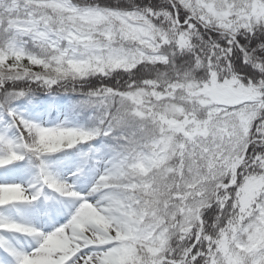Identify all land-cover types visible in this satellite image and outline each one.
Instances as JSON below:
<instances>
[{"label":"snow or ice","instance_id":"snow-or-ice-1","mask_svg":"<svg viewBox=\"0 0 264 264\" xmlns=\"http://www.w3.org/2000/svg\"><path fill=\"white\" fill-rule=\"evenodd\" d=\"M0 171V264H264V0H0Z\"/></svg>","mask_w":264,"mask_h":264},{"label":"rangeland","instance_id":"rangeland-1","mask_svg":"<svg viewBox=\"0 0 264 264\" xmlns=\"http://www.w3.org/2000/svg\"><path fill=\"white\" fill-rule=\"evenodd\" d=\"M90 79H97V78L96 77H92ZM83 82L84 81H81L80 83H76L75 85L73 84V82H70V84L65 86V87H70L71 89L73 87H75V89L77 90L78 88H81L82 86H84ZM56 89L60 90V91L57 94V96H55L54 100H53V98L52 99H47V98H45L43 96L38 97L39 102L43 106H46V105H48L50 103L55 105V107L51 110L50 113L44 114V115H40V114H38V112L35 109H32V110L29 111V115H31L35 119H42L45 122H48L49 120H51L52 122H55L57 120L64 119L65 114L68 112L70 103L73 102V100H72L73 96L67 95L63 91V88H56ZM83 89H85V87H83ZM77 95H78V93H77ZM22 110H23V105H22ZM100 142H101L100 140L96 141L97 144H99ZM63 155L64 154L62 153V154H60L58 156H53L52 159L53 160H58ZM5 178L8 179L9 181L15 180L16 182L26 181L28 179L27 176H18V175L12 174L10 172L7 174V176H5V173L3 171H0V182H3V180ZM79 190L86 191L87 189L85 188V186L83 184H80L79 185ZM65 203L69 204V206H70V202H65ZM10 216L13 219H15V220H17L19 222L31 223V222H28L27 220L25 221L23 219V217L24 218L27 217V213H25L23 215H20V214H17L15 211H12V212H10ZM31 217H33V216H31ZM53 218H55V219H53ZM53 218H52L51 221L40 222L39 224L34 222V224H36L37 226L43 227L45 231H50L55 224L63 223L67 219V216H60V217H58L60 219H57V220H56V217H53ZM21 236H23V235H21ZM23 242L25 243V247H26L27 246V241H25L24 238H23Z\"/></svg>","mask_w":264,"mask_h":264},{"label":"clouds","instance_id":"clouds-1","mask_svg":"<svg viewBox=\"0 0 264 264\" xmlns=\"http://www.w3.org/2000/svg\"><path fill=\"white\" fill-rule=\"evenodd\" d=\"M85 3H90V2H94V0H84ZM128 2H131V0H128ZM110 25L112 23L111 20L107 21ZM192 35L195 37V33H192ZM194 47H199V40L197 39L196 43H193L191 40L189 41V50H191ZM134 63V61H133ZM154 67V66H153ZM161 72L160 69H156V71L153 73V75H158ZM162 79V78H161ZM253 110L251 108H249L247 110V113L249 115H252ZM221 120H223V118H221ZM227 126H230L232 128V133L231 135H233L234 137H236L238 139V141L240 143H244L246 138H247V133L246 132H242L240 123L238 122V118H230L229 121L226 122ZM154 131V129H153ZM227 179V170L223 171V172H219V174L216 177V180H214L211 183L202 185L199 192L203 193V197H202V201L207 204L209 201H211L213 199V197H215L216 192L218 190V186L220 184H223V181ZM259 191H264V188L260 189ZM259 191L256 193L257 195L259 194ZM227 196V193H225V197ZM200 198L198 199H194L193 200V206L197 208V211L199 210V204L202 202ZM177 238V232L176 231H171L168 233L167 239L170 242H174ZM180 242L183 243L185 240L184 236H181L180 238Z\"/></svg>","mask_w":264,"mask_h":264},{"label":"trees","instance_id":"trees-1","mask_svg":"<svg viewBox=\"0 0 264 264\" xmlns=\"http://www.w3.org/2000/svg\"><path fill=\"white\" fill-rule=\"evenodd\" d=\"M98 83H99V81L97 80V79H90L89 81H84L83 82V87H85V91H87L88 89H90V88H93V87H95L96 85H98ZM70 84V82H67L66 84H65V86H67V85H69ZM64 86V88H63V91L67 94V95H70V96H73V98H72V100L73 101H76V100H78V99H80V97H79V95H77V93L79 92V90L81 89V88H78L77 90H76V92H72V91H65V89H71L70 87H65ZM33 87L35 88L36 86L35 85H33ZM59 91L60 90H57V89H55L51 94H49L44 88H39L38 90H37V92H36V95H37V97H40V96H43V97H45V98H47V99H52L53 97H55V96H57V94L59 93ZM71 104V103H70Z\"/></svg>","mask_w":264,"mask_h":264},{"label":"bare ground","instance_id":"bare-ground-1","mask_svg":"<svg viewBox=\"0 0 264 264\" xmlns=\"http://www.w3.org/2000/svg\"><path fill=\"white\" fill-rule=\"evenodd\" d=\"M31 116V115H30ZM31 216H34L33 214H29V213H27V217L26 218H24L23 217V219L26 221H28V222H31L32 224H34V220H33V217H31ZM31 219V220H30ZM21 220V219H20ZM38 223H40V220H38ZM23 238H24V236H20V239H21V241L23 242Z\"/></svg>","mask_w":264,"mask_h":264}]
</instances>
